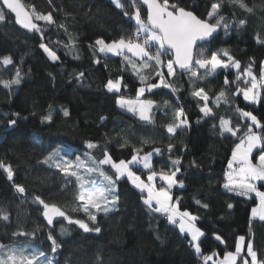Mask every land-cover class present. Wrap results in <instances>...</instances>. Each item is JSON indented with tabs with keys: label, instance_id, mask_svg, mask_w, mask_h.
<instances>
[{
	"label": "trees",
	"instance_id": "trees-1",
	"mask_svg": "<svg viewBox=\"0 0 264 264\" xmlns=\"http://www.w3.org/2000/svg\"><path fill=\"white\" fill-rule=\"evenodd\" d=\"M172 2L192 11L200 19H206L214 0ZM245 2L253 12L248 14L237 8L236 17L246 18V25L230 29L227 35L221 30L211 44V51L227 50L240 62L242 69L254 61L253 71L259 76L264 64V45L256 43L255 37L259 34L264 39V0ZM22 3L29 11L34 6L38 12H52L57 24L67 25L68 33L55 25L49 26L42 41L38 33L17 24L14 15L0 23V57L10 55L14 61L13 65L0 66V80L12 78L16 67L24 74L22 83L11 90L0 85V161L11 165L15 173L9 181L0 169V207L10 213V222H0V242H11V234L18 227L27 232L35 231V240L19 239L51 256L47 239L51 230L60 245L54 264H95L97 256L102 264H202L188 242L190 238L169 225L163 216L150 213L142 202V194L126 179L118 182L117 210L97 216L96 225L101 228L99 234L85 233L62 218L50 229L41 218L38 205L32 203V197L38 195L46 202L60 206L71 218L82 219L95 227L83 212L73 210V192L71 186L64 187L62 175L40 161L62 146L72 150L74 155L82 156L86 141L100 144L94 153L97 158L102 156V149L107 148L114 160H128L133 145L138 147L143 139L151 138L156 142L145 145L144 152L160 148L164 153L154 155L152 159L157 171L161 168L169 170L171 161L166 152L169 143L174 145L172 158H182L177 179L183 181L184 187H174L172 195L174 200L179 198L181 210L199 217L197 226L205 233L201 238L202 253L218 252L223 258L225 250L234 251L236 238L245 235L251 238L255 250L264 258V222L252 220L249 225L255 198L238 196L222 186L236 141L227 135L222 137L213 125L218 123L220 116L230 117L233 124L241 123L237 114L222 104L221 108H214L217 119H202L197 123L202 114L197 102L189 95L187 76L178 73L173 78L182 89L178 93L169 89L146 93V98L156 101L159 110L154 115L155 124L144 125L121 110L116 94L108 93L104 87L108 79L123 76L127 87L122 88L121 95L135 98L140 85L137 77L130 71H121L120 57L101 59L100 64H94L93 50L89 48L96 39L110 41L130 32L134 22L115 8L111 0H51V3L48 0H22ZM231 7L234 6L225 3L222 9L229 18ZM126 10L130 14L134 11L127 5ZM140 10L145 17L142 6ZM69 34L76 41L78 59L70 52L66 54L68 50L55 43H68ZM41 42L56 52L60 57L58 62L48 59L39 47ZM81 72L84 73L83 82L76 79ZM228 78L231 81L234 74L229 73ZM223 80V76L209 77L198 86L215 96L224 88ZM225 91L231 99L234 86L229 85ZM165 101L167 108L161 107ZM234 103L252 112L264 124V96L259 104H249L241 96L235 97ZM178 105L185 108L191 127L178 131L169 139L164 125L171 117L164 113ZM64 109L69 112L68 116L63 115ZM49 112L53 117L51 123L42 119ZM15 113H19V117ZM10 119H16V124L9 126ZM241 131H244L243 127ZM123 140H127V146L120 147ZM259 151L254 154L256 159ZM138 173L146 177V173ZM13 184L25 187L27 199L20 198ZM197 200L201 203L197 204ZM203 204L208 207H202ZM229 204L233 207L229 208ZM216 235L222 237L223 244L215 239Z\"/></svg>",
	"mask_w": 264,
	"mask_h": 264
},
{
	"label": "snow or ice",
	"instance_id": "snow-or-ice-1",
	"mask_svg": "<svg viewBox=\"0 0 264 264\" xmlns=\"http://www.w3.org/2000/svg\"><path fill=\"white\" fill-rule=\"evenodd\" d=\"M48 2L51 3V0ZM111 3L115 8L122 10V14L128 17L130 22H134L133 28L116 39L105 41L100 38L90 44L89 48L93 50V63L100 64L101 59L120 57L121 71H130L137 77L140 85L135 98L125 97L121 95V90L127 86L124 84L123 76H120L107 80L104 85L106 91L116 94V102L121 110L130 113L147 126L155 124L154 115L159 107L156 101L146 98V93L151 94L157 89H169L174 94L178 93L182 89L173 79L178 73L187 76L190 86L189 95L197 102L202 114L197 123L202 119H217L214 108L219 109L222 104L230 108L237 114L241 123L233 124L230 117L220 116L218 123L213 125L222 137L227 135L235 138L236 141L231 159L227 162L222 186L227 192L248 199L255 198L249 225L252 220L264 222V190H262L264 189V124H261L252 112L234 103L237 96H241L243 101L249 104L261 102V97L264 96V67L257 76L253 71L254 61L242 69L240 62L227 50L211 51V44L221 30L227 35L230 29L246 25V18L237 19L236 9L248 14H251L253 9L245 0H214L206 13L207 18L200 19L192 11L180 7L172 0H111ZM225 3L234 6L230 8L231 18L222 11ZM126 5L134 9L131 14L126 10ZM141 6H146L145 17L141 15ZM9 15H14L15 22L24 29L38 33L42 41L49 26L55 25L68 33L67 25L57 24L52 12L46 14L38 12L34 6L29 11L22 0H0V23H3ZM255 40L256 43L264 45V39L259 34L256 35ZM55 43L67 49L66 54L70 52L74 59L79 58L75 51L76 41L70 34L68 43L65 44L63 41ZM39 47L53 63L60 60L48 44L41 42ZM13 63L10 55L0 57V66H9ZM104 66L107 67V64ZM229 73L234 74L231 81L228 78ZM23 75L21 69L16 67L13 77L0 80V85L11 90L22 83ZM217 76L224 77V88L215 96H210L204 87L198 86L200 81ZM76 79L83 82L84 73H79ZM229 85L234 86L231 99L225 91ZM161 107L167 108L168 102L165 101ZM14 115L19 117L20 114ZM63 115L68 116L69 112L64 109ZM164 115L171 117L170 122L164 125L169 139L176 136L178 131L183 132L191 127L187 112L182 105L174 107L170 112L166 111ZM42 119L51 123L53 119L51 112ZM8 123L9 126L15 125L16 119H10ZM155 142L151 138L143 139L140 146H132L130 159L116 161L107 148L102 149V156L97 158L94 153L100 148V144L86 141L83 158L81 155H75L73 158L72 154H62L57 149L48 153L40 163L54 168L62 175L64 187L71 186L73 192L75 203L73 210L83 212L93 225H96L99 214L106 216L117 210L118 182L126 179L142 194V202L150 213L165 217L169 225L175 226L182 235L190 238L188 242L202 264H264V258L255 250L251 238H246L245 235L236 238L234 251L225 250L223 258H220L218 252L202 253L201 237L205 233L197 226L199 217L188 210H181L179 198L174 200L172 195L174 187H184L183 181L177 179L181 173L182 158H172L174 145L169 143L166 149L171 161L169 170L165 171L161 168L157 171L152 159L154 154H164L162 150L153 148L150 152H144L145 145ZM127 143V140H123L120 147L127 146ZM256 149L260 150L257 153L258 162L253 163V152ZM0 169L4 170L9 181L13 180L15 173L11 165L0 161ZM138 172L146 173V180L142 179ZM158 180L161 182L159 187ZM13 187L22 200L27 199L23 185L13 184ZM32 203L38 205L40 215L50 229L58 218H62L68 225H77L85 233L101 232L98 225L90 227L89 223L82 219H73L60 206L48 203L38 195L32 197ZM196 203L201 202L197 200ZM201 206L208 207L206 204ZM228 207L232 208L233 205L229 204ZM0 222H10V213L2 207H0ZM61 231H64L63 226ZM19 238H25V241L35 240L36 232H27L18 227L11 234V242H0V264H54L55 254L60 245L51 230L47 235L51 245V256L31 243L22 242ZM215 239L221 244L224 243L220 235H216ZM95 264H102L99 256L96 257Z\"/></svg>",
	"mask_w": 264,
	"mask_h": 264
},
{
	"label": "rangeland",
	"instance_id": "rangeland-1",
	"mask_svg": "<svg viewBox=\"0 0 264 264\" xmlns=\"http://www.w3.org/2000/svg\"><path fill=\"white\" fill-rule=\"evenodd\" d=\"M263 67H264V64H263ZM60 151H61V153L63 154V153H70V154H72L73 155V158H74V154L72 153V150H70L69 148H67V147H64V146H62L60 149H59ZM259 149H256V150H254V152H253V163H257L258 162V158L256 159L255 158V156H254V154L258 151ZM55 151V150H54ZM155 155V154H154ZM154 155H153V157H154ZM153 161V160H152ZM139 174V173H138ZM142 179H145L146 180V177H142ZM160 181L158 180L157 181V186L159 187L160 186V183H159ZM202 238V237H201Z\"/></svg>",
	"mask_w": 264,
	"mask_h": 264
},
{
	"label": "water",
	"instance_id": "water-1",
	"mask_svg": "<svg viewBox=\"0 0 264 264\" xmlns=\"http://www.w3.org/2000/svg\"><path fill=\"white\" fill-rule=\"evenodd\" d=\"M142 8L144 9V11H146V6H142ZM187 10V9H186ZM189 11V10H188ZM195 14V13H194ZM196 15V14H195ZM197 16V15H196ZM198 17V16H197ZM199 18V17H198ZM21 26V25H20ZM22 27V26H21ZM221 34V31L216 35V38ZM215 41V40H214ZM43 218V217H41ZM59 219V218H58ZM44 220V219H43ZM44 222L46 223V221L44 220ZM47 224V223H46Z\"/></svg>",
	"mask_w": 264,
	"mask_h": 264
},
{
	"label": "built area",
	"instance_id": "built-area-1",
	"mask_svg": "<svg viewBox=\"0 0 264 264\" xmlns=\"http://www.w3.org/2000/svg\"><path fill=\"white\" fill-rule=\"evenodd\" d=\"M165 218V217H164Z\"/></svg>",
	"mask_w": 264,
	"mask_h": 264
}]
</instances>
